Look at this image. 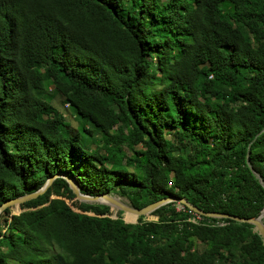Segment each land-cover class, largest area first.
I'll use <instances>...</instances> for the list:
<instances>
[{
  "label": "trees",
  "instance_id": "16d2710c",
  "mask_svg": "<svg viewBox=\"0 0 264 264\" xmlns=\"http://www.w3.org/2000/svg\"><path fill=\"white\" fill-rule=\"evenodd\" d=\"M56 174L136 210L257 217L264 0H0V205ZM74 198L60 176L1 211L0 264H264L249 224Z\"/></svg>",
  "mask_w": 264,
  "mask_h": 264
},
{
  "label": "water",
  "instance_id": "95a60500",
  "mask_svg": "<svg viewBox=\"0 0 264 264\" xmlns=\"http://www.w3.org/2000/svg\"><path fill=\"white\" fill-rule=\"evenodd\" d=\"M60 176L66 180L70 190L72 191L75 199L78 202H82L85 204L105 205V206H108L109 208L115 209L116 211H119L121 213H131V214L135 215L136 219L138 217H141V216L144 217L146 215H149L151 212H153L157 208H159V207H161L167 203L176 202L182 206H185L186 208H188L192 212H194L198 215L204 216V217H211V218H217V219L227 218V219L233 220L237 223L249 224L253 227V231L256 232L260 236L262 242L264 243V225L261 223V219H260V216H261L262 212L264 211V205H263V208L260 210L258 216L255 218H238L235 216H228V215L219 214V213H203V212L197 210L196 208H194L193 206H191L184 199L175 200L173 198L161 199L159 201L148 204L141 209L136 210V209H133L132 207H130L128 203L124 204L121 201H119L118 199H116V198H114L108 194H98L95 196L83 195V194L79 193L76 184L71 179L67 178L64 175H59V174H56L53 177L48 178L37 191H35L31 194L20 196L18 198L11 199L9 201L4 202L3 204L0 205V212L3 211L4 209H6L10 205L18 206V205H20L26 201L34 199L37 196L43 194L45 192V190L47 189V187L50 185L51 181L54 178L60 177ZM255 176H256V178H258L257 175H255ZM262 186L264 189V185H262ZM97 198H102L104 201H97L96 200ZM113 218H115V217H113ZM123 222H125V221H123ZM135 223H136V221L129 223V224H135Z\"/></svg>",
  "mask_w": 264,
  "mask_h": 264
},
{
  "label": "rangeland",
  "instance_id": "374dc122",
  "mask_svg": "<svg viewBox=\"0 0 264 264\" xmlns=\"http://www.w3.org/2000/svg\"><path fill=\"white\" fill-rule=\"evenodd\" d=\"M45 96H46V100L49 101V102H51V105L54 108H57L58 110H61L62 111V114L64 115L65 120H67L68 123L74 128L76 126V124H77L76 123L77 120L74 119V117H73L74 115L69 110V108H67L66 105H61L60 102H59V100L54 97V94H52L51 91L46 92L45 93ZM75 120H76V122H75ZM110 196L118 199L119 201H121L124 204H127V201L125 199H123V198H119V197L114 196V195H110ZM74 200L76 201L75 198H74ZM7 208H9V215H16V214H18L20 212L19 205L18 206H16V205H10ZM175 208H176V210H178V209H180V206H178V204H177V205H175ZM115 212H117L115 209H111L110 208V213H111V217L112 218L115 216ZM124 214L125 213H121L120 214V217L122 218V220H123ZM124 219L126 220V222H130V221H133L135 219V217L134 218H131V217L129 218V216H127V219L125 217H124ZM154 220H155V217H153L151 215L144 216V221H154ZM126 222H124V223H126ZM261 223L264 225V217L261 219Z\"/></svg>",
  "mask_w": 264,
  "mask_h": 264
},
{
  "label": "bare ground",
  "instance_id": "6f19581e",
  "mask_svg": "<svg viewBox=\"0 0 264 264\" xmlns=\"http://www.w3.org/2000/svg\"><path fill=\"white\" fill-rule=\"evenodd\" d=\"M97 201H104L102 198H97L96 199ZM127 216H129V217H131V215L132 216H134L135 217V215H133V214H131V213H125ZM264 217V211L262 212V214H261V216H260V219H262ZM126 221V220H125ZM134 221H136V217H135V219L133 220V221H130L131 223L132 222H134Z\"/></svg>",
  "mask_w": 264,
  "mask_h": 264
},
{
  "label": "built area",
  "instance_id": "2783aa9c",
  "mask_svg": "<svg viewBox=\"0 0 264 264\" xmlns=\"http://www.w3.org/2000/svg\"><path fill=\"white\" fill-rule=\"evenodd\" d=\"M181 208V207H180ZM198 218V217H197Z\"/></svg>",
  "mask_w": 264,
  "mask_h": 264
}]
</instances>
